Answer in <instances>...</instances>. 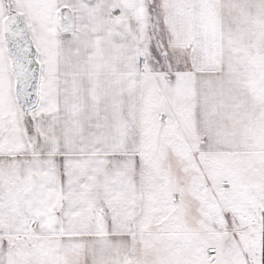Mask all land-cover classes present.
Here are the masks:
<instances>
[{
  "label": "snow or ice",
  "instance_id": "6c2138e0",
  "mask_svg": "<svg viewBox=\"0 0 264 264\" xmlns=\"http://www.w3.org/2000/svg\"><path fill=\"white\" fill-rule=\"evenodd\" d=\"M0 264H264V0H0Z\"/></svg>",
  "mask_w": 264,
  "mask_h": 264
}]
</instances>
